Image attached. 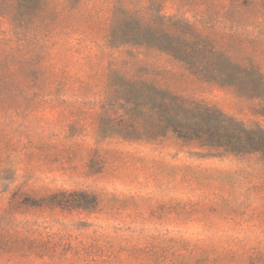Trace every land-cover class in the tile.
<instances>
[{"label":"rangeland","instance_id":"rangeland-1","mask_svg":"<svg viewBox=\"0 0 264 264\" xmlns=\"http://www.w3.org/2000/svg\"><path fill=\"white\" fill-rule=\"evenodd\" d=\"M118 7L187 20L262 82L109 46ZM111 69L264 129V0H0V264H264V150L141 134Z\"/></svg>","mask_w":264,"mask_h":264},{"label":"trees","instance_id":"trees-1","mask_svg":"<svg viewBox=\"0 0 264 264\" xmlns=\"http://www.w3.org/2000/svg\"><path fill=\"white\" fill-rule=\"evenodd\" d=\"M161 38L165 43L161 48L194 74L233 83L234 79L242 80L248 70L254 71L233 62L229 55L208 44L193 24L175 16L155 15L143 20L137 13L118 7L107 42L109 46L153 47ZM255 74L261 79L259 72L254 71ZM112 81L121 94L125 114L133 115L143 135L157 137L171 131L179 139L217 152L244 154L264 150V129L247 128L212 105L116 69L110 71L111 84Z\"/></svg>","mask_w":264,"mask_h":264}]
</instances>
